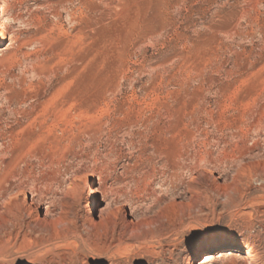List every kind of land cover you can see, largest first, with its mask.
I'll return each mask as SVG.
<instances>
[{
  "label": "rangeland",
  "instance_id": "374dc122",
  "mask_svg": "<svg viewBox=\"0 0 264 264\" xmlns=\"http://www.w3.org/2000/svg\"><path fill=\"white\" fill-rule=\"evenodd\" d=\"M0 24V264H264V0H0Z\"/></svg>",
  "mask_w": 264,
  "mask_h": 264
},
{
  "label": "bare ground",
  "instance_id": "6f19581e",
  "mask_svg": "<svg viewBox=\"0 0 264 264\" xmlns=\"http://www.w3.org/2000/svg\"><path fill=\"white\" fill-rule=\"evenodd\" d=\"M1 25V24H0ZM1 28V27H0ZM3 35L2 31L0 33V35ZM4 37V36H3ZM18 160V159H17ZM198 171V170H197ZM11 172V171H10ZM7 175V174H6ZM6 179V178H4ZM13 179V178H12ZM6 190L8 191L9 189L6 188ZM5 190V192H7ZM4 192V193H5ZM218 247V245L215 246V248ZM222 250H227V249H233L234 248V244L231 242V241H224L222 244H220V246L218 247ZM234 253L237 255V256H240L241 255V252L239 250H235ZM216 259V256L215 255H212V253H208V254H205L201 259H199L198 261L194 262L193 264H210L212 261H214ZM253 259L252 258H249V257H243L242 258V262L244 264H253Z\"/></svg>",
  "mask_w": 264,
  "mask_h": 264
}]
</instances>
